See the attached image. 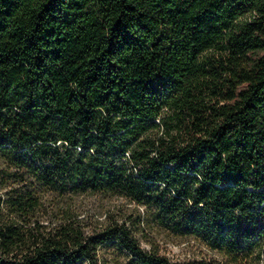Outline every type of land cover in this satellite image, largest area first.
Masks as SVG:
<instances>
[{"label": "trees", "instance_id": "trees-1", "mask_svg": "<svg viewBox=\"0 0 264 264\" xmlns=\"http://www.w3.org/2000/svg\"><path fill=\"white\" fill-rule=\"evenodd\" d=\"M113 197L264 264V0H0V264H217Z\"/></svg>", "mask_w": 264, "mask_h": 264}, {"label": "rangeland", "instance_id": "rangeland-1", "mask_svg": "<svg viewBox=\"0 0 264 264\" xmlns=\"http://www.w3.org/2000/svg\"><path fill=\"white\" fill-rule=\"evenodd\" d=\"M83 202V208L79 209L78 212L80 217L85 215H91L94 218L101 217L102 213L99 211L98 204H107L105 200H98L95 196L79 197ZM125 204L129 211L133 213V218L137 220L140 215V222L142 223L139 232L136 233L138 236L141 245L144 248H149L151 243L158 244L159 248L169 254L172 258L183 261V260H192L201 257V253H208L207 256L212 257L216 260L217 264H228L217 252L206 250L201 244L196 240V237H181L176 236L173 233L165 229L157 228L153 223H147L149 221L146 216V212L143 207L134 208V205L128 200L120 197H113L108 203L110 208ZM48 208L47 219L46 221L53 220L55 216V209L53 201L50 205L48 202L45 203ZM128 213V212H127Z\"/></svg>", "mask_w": 264, "mask_h": 264}]
</instances>
